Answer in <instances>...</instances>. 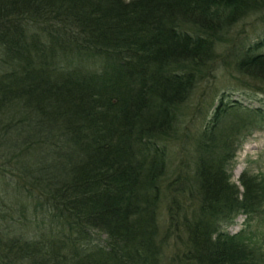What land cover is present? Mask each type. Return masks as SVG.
Masks as SVG:
<instances>
[{"label": "trees", "instance_id": "trees-1", "mask_svg": "<svg viewBox=\"0 0 264 264\" xmlns=\"http://www.w3.org/2000/svg\"><path fill=\"white\" fill-rule=\"evenodd\" d=\"M263 9L0 0V264H264L227 229L264 202V176L245 171L241 192L230 173L232 136L264 124V103L223 95L191 172L166 179L179 109L226 30ZM228 57L264 83V38Z\"/></svg>", "mask_w": 264, "mask_h": 264}, {"label": "rangeland", "instance_id": "rangeland-1", "mask_svg": "<svg viewBox=\"0 0 264 264\" xmlns=\"http://www.w3.org/2000/svg\"><path fill=\"white\" fill-rule=\"evenodd\" d=\"M263 38L264 9L226 30L225 40L220 43L221 48L218 52L220 57L207 65L206 73L198 79L188 100L179 109L178 123L175 127L177 131L166 142L170 156V171L166 179L181 176L186 167L191 172L199 147L196 144V137L206 127L223 95L226 97L225 101L229 100L232 103L235 102L233 100H238L253 107L264 103V83L237 70L233 64L228 63L231 62L230 57L222 61V55L227 51L232 49L238 51L243 46ZM235 119L237 118L232 116L230 121ZM247 124L239 133L232 136L231 143L235 150L231 160V181L241 192L244 188L240 177L245 171L250 175L264 176V124L252 120ZM227 229L231 233L247 229L254 243L264 248V202L253 214L239 213L234 221L229 223Z\"/></svg>", "mask_w": 264, "mask_h": 264}]
</instances>
